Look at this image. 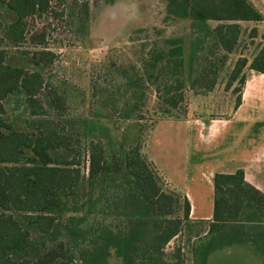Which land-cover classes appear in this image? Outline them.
I'll list each match as a JSON object with an SVG mask.
<instances>
[{
    "label": "trees",
    "instance_id": "trees-1",
    "mask_svg": "<svg viewBox=\"0 0 264 264\" xmlns=\"http://www.w3.org/2000/svg\"><path fill=\"white\" fill-rule=\"evenodd\" d=\"M178 4L211 41L203 47V36L204 50L190 52L186 64L181 38L163 27L140 28L124 49L91 68L97 70L86 92L92 117L148 115L150 129L161 119L185 117L186 84L212 90L239 42L240 21L263 19L250 0H165L168 13ZM88 7L89 0H0V264H109L112 258L185 264L179 247L173 261L165 259V246L179 235H186L192 264H207L213 252L238 244L264 264V193L244 179L242 168L213 174L205 230L203 222H191L187 197L168 187L142 152L140 135L114 143L104 128L89 138L87 118L72 115L76 86L54 78L52 54L26 41L51 15H65L67 28L83 35ZM11 55L25 57L29 66L13 63ZM251 55L237 57L226 74L224 87H232L235 105L244 69L264 73V41Z\"/></svg>",
    "mask_w": 264,
    "mask_h": 264
},
{
    "label": "rangeland",
    "instance_id": "rangeland-1",
    "mask_svg": "<svg viewBox=\"0 0 264 264\" xmlns=\"http://www.w3.org/2000/svg\"><path fill=\"white\" fill-rule=\"evenodd\" d=\"M181 7L178 4L176 9L168 13L165 7V0H89L88 28L83 35L78 36L74 35L67 28L65 15L61 18L51 15L45 22L38 21L36 30L30 34V37L26 41V46L32 45L29 47L33 50L41 48L47 51L48 54H52V56H49L53 59V63L48 68L51 70V74L54 78H66L71 84L76 86L77 94L73 99L72 115L77 120H82L84 117L87 118L89 138H97L98 130L104 128L107 129V133L114 143H117L122 136H126L127 141H131L136 135H140L141 150L145 155L151 157L152 146L158 156L161 153L160 149L166 147V142L163 143L164 141L162 140V135L165 134L168 135L167 149L175 148L176 132L174 129L167 130L165 128L166 123L162 122L156 131L150 135L151 124L148 115H145L142 120H116L110 116L92 117L87 111L88 96L86 92L89 81L91 82V76H94V72L97 71L91 72V68L106 53L114 52L113 49H124L129 44V36L140 28L163 27L167 28L170 32L168 34L181 38L186 64L190 52L201 53L203 47L208 44V41H211V38L209 35L205 36L206 31L203 26L181 15L184 13ZM240 22L241 24L243 23L242 21ZM214 24L215 22H210L208 26L211 27ZM251 28L253 27L249 28L242 25L239 42L234 52L229 56L227 60L228 64L220 72L219 81L212 90L199 91L186 84L184 87L185 102L180 103L182 107H185L184 104H186L185 116L188 115L189 109H196L199 104L202 105V110L214 107L213 103L209 102L211 98L215 99L218 103L220 101L223 103L231 96L232 89H225L224 87L226 74L236 58V54L244 53L250 56L251 52L254 51L258 41L247 37L248 31ZM203 36L208 38V40L206 41ZM202 37L206 43L203 47H199L198 42H200ZM10 57L13 58V63L15 64L25 67L29 66V62L25 57H21L20 55H11ZM183 73L184 75L187 74L186 67ZM234 85H237V83ZM84 92L85 97L83 95ZM202 92L205 93L204 96L206 97L201 95ZM150 98L154 100L155 92L151 91ZM204 102L207 103V106H205ZM79 168L83 174L86 173L87 162L85 159L80 161ZM176 247L181 248L185 264H192L186 235H179L167 243L164 249L165 259L173 261L172 258ZM225 249L222 248L215 251L210 256L207 264H262L254 251L244 244L230 246V250L227 251ZM109 264L120 263L117 259L112 258Z\"/></svg>",
    "mask_w": 264,
    "mask_h": 264
},
{
    "label": "crops",
    "instance_id": "crops-1",
    "mask_svg": "<svg viewBox=\"0 0 264 264\" xmlns=\"http://www.w3.org/2000/svg\"><path fill=\"white\" fill-rule=\"evenodd\" d=\"M250 1L263 19L240 24L256 28L257 36L250 39L257 40L258 44L264 41V0ZM239 56L247 55L236 54V58ZM244 73L238 105H235L236 94L231 92L223 103L211 98L209 102L214 107L202 110L199 104L196 109H189L187 116L161 119L150 130L151 135L160 123L165 122L167 130L173 128L176 132L175 148L167 149L168 135L163 134L166 147L160 149L158 156L152 146L149 157L161 172L165 184L189 200L191 222H203L205 230L212 218V177L215 172L242 168L244 179L264 193V73L247 68ZM204 94L201 93L206 97ZM204 104L207 106L206 102Z\"/></svg>",
    "mask_w": 264,
    "mask_h": 264
}]
</instances>
